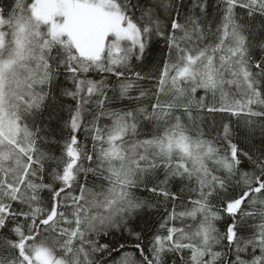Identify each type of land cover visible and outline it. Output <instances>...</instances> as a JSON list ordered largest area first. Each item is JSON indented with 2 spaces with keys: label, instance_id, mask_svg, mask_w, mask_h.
<instances>
[{
  "label": "snow or ice",
  "instance_id": "6c2138e0",
  "mask_svg": "<svg viewBox=\"0 0 264 264\" xmlns=\"http://www.w3.org/2000/svg\"><path fill=\"white\" fill-rule=\"evenodd\" d=\"M0 264H264V0H0Z\"/></svg>",
  "mask_w": 264,
  "mask_h": 264
}]
</instances>
